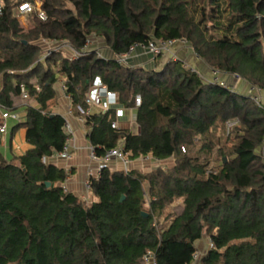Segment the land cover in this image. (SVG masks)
Instances as JSON below:
<instances>
[{
    "label": "trees",
    "instance_id": "trees-1",
    "mask_svg": "<svg viewBox=\"0 0 264 264\" xmlns=\"http://www.w3.org/2000/svg\"><path fill=\"white\" fill-rule=\"evenodd\" d=\"M13 7L2 1L0 105L12 109L23 83L37 106L25 105L17 125L31 148L0 156V264H145L148 253L155 264H190L203 235L212 246L195 264H264V105L208 82L178 58L159 68L120 64L94 49L40 59L56 40L80 52L94 36L118 55L150 39H183L211 70L264 92V0H42L46 18L30 13L28 30ZM95 76L125 108L140 96L138 133L112 128L114 109L84 117L96 155L121 144L129 159L174 158L176 167L103 166L89 178L88 201L48 161L66 134L63 116L46 108L61 79L76 114ZM230 119L239 124L233 142L215 150V164L211 129ZM174 197L181 211L164 216Z\"/></svg>",
    "mask_w": 264,
    "mask_h": 264
},
{
    "label": "built area",
    "instance_id": "built-area-1",
    "mask_svg": "<svg viewBox=\"0 0 264 264\" xmlns=\"http://www.w3.org/2000/svg\"><path fill=\"white\" fill-rule=\"evenodd\" d=\"M2 1L0 0V13L2 10ZM14 2V7L12 9V12L14 13L15 17L23 18L29 15L30 13H35L36 16L40 19H45L46 15L41 10L40 5L41 1L35 2V0L31 1H23V0H11ZM90 39L86 40L84 46L82 47L81 51L75 50L70 44H68L66 47H69L71 49L69 57L72 59H76L80 55H82L85 51L88 50ZM176 43H185L183 39H166V40H155L150 39L146 44L141 43H134L129 46L128 50L115 55L113 58L116 62L120 64H127L129 61V58L136 55V51H140L141 53L147 54L150 56L151 59H154L157 56H160L162 54L169 53L171 56L175 52L173 51L174 46ZM63 46H65L64 43H60L59 45H53L48 44V46L45 49V52L41 55L40 59H44L46 56L50 55L54 51L63 50ZM100 56V55H99ZM212 77L206 78V80L210 83L219 84L220 86L226 87L230 89L231 91H234L236 89H233L225 84L223 80H220L217 78L218 75H220L217 71L212 70L211 72ZM237 78H239L236 74H231ZM216 76V77H215ZM250 97L258 104V105H264L261 102V99H258L257 95H252L254 92H260L261 89H259L256 86L250 85ZM20 91L19 96L23 100H27L29 95L25 89V86L23 83L19 85ZM66 88L64 84V80H58L57 81V91L58 94L65 99H67V102L69 103L66 106V109L61 115L64 118L63 123V129L66 134V140L65 144L61 151L58 152V154L64 158V159H70L72 156V148L75 147L74 142L76 139V131L75 128L71 122V117H76V119L80 122H84V117L86 115H90L94 112H105L108 110H115V119L111 121L110 126L112 128H118V118L123 115L125 107L119 105L117 94L111 90L108 89L107 86H105L99 76H95L91 82L90 85L85 93L84 96V103L86 107L78 104L75 106L76 114L73 112V108L70 105V97L66 93ZM140 105V96L136 95L133 98V106L129 107L132 109H135ZM96 109V111H94ZM19 115L13 111L12 109L4 108L2 105H0V135L4 134L7 130V119H18ZM87 155L88 159L90 161H93L95 165L93 167H87L85 178L83 180V192L80 195L81 199H88L87 193L89 192V178L92 176L99 175L101 168L103 166H108L109 162L111 161H118L122 165V170L127 171L128 166L130 163V159L123 151L122 145L118 144L116 147L109 148L105 150V152L102 155H96L94 148L89 144L87 147ZM143 159H147L148 155L141 156ZM212 246L211 239H208L207 248ZM202 255V253L196 252L193 254V260L190 264H195L198 260V258ZM143 261L145 264H155L154 259L151 253H148L143 256Z\"/></svg>",
    "mask_w": 264,
    "mask_h": 264
},
{
    "label": "crops",
    "instance_id": "crops-1",
    "mask_svg": "<svg viewBox=\"0 0 264 264\" xmlns=\"http://www.w3.org/2000/svg\"><path fill=\"white\" fill-rule=\"evenodd\" d=\"M144 55L136 54L135 56L129 59V64L151 67L146 65ZM154 63L155 61L151 65H153ZM197 64L198 68L196 70L200 71L203 77L208 78L209 75H211L212 70L203 62H197ZM228 77L230 80V75H227V78ZM33 80L34 79H31V81ZM237 84H239V81ZM11 99L13 101L12 110L19 115V118L7 119V130L4 134L0 135V156L6 160H9L12 155H20L28 148H31V144H29L25 140L24 127H17V125L24 120L25 105L32 104L37 106L36 102H34L33 100H23L18 94H12ZM68 104L69 103L67 102V99L57 94L54 98L47 102L46 111L49 113L61 114L65 111L66 106ZM94 111H96V109H94ZM71 122L76 131V139L74 142L75 147L72 148L71 158L64 159L57 152L51 157H49L48 161L54 162L56 165L63 167L68 172L64 185L68 190L73 191L77 196L80 197L81 193L83 192V180L85 178L86 169L87 167H93L95 163L93 161H90L87 155L86 147L90 144L87 139L88 128L86 127L84 122L78 121L74 116L71 117ZM118 126L120 128H126L130 130L132 133H138L139 128L135 122V109H124L123 115L118 118ZM169 159L171 158L159 160L148 155L147 159H143L141 157L136 159H130L128 167L129 169H137L144 172L149 171L150 169L155 168L157 166H162L164 161ZM151 164H153L152 167ZM108 167L111 169H122V165L118 161L109 162ZM87 197L88 199L93 198L89 192L87 193ZM162 223H166V220H162ZM208 239L209 238L207 236L203 235L201 238L197 239L194 242V245L198 252L202 254L205 252V250L207 249Z\"/></svg>",
    "mask_w": 264,
    "mask_h": 264
},
{
    "label": "rangeland",
    "instance_id": "rangeland-1",
    "mask_svg": "<svg viewBox=\"0 0 264 264\" xmlns=\"http://www.w3.org/2000/svg\"><path fill=\"white\" fill-rule=\"evenodd\" d=\"M37 1L40 2L42 0H35V2H37ZM17 21L19 23V26L22 27L24 30H28L30 27H32V22L30 21V19H28V17L18 18ZM90 40L91 41L89 43L88 50L89 49H94L98 56L99 55L100 56H105V57H114L115 56L114 54H112L108 50V48L105 46V44L101 40V38H97V37L91 36ZM46 43H48V44L50 43V44H53V45H59L60 43H64L65 46H63V48H62L63 50L62 51L64 52V54L70 55L71 49L69 47H66L69 44L67 41L56 40V41H49V42H46ZM173 51L175 53L172 54V56L169 53H167V54H162L160 56H157L154 59H151L149 55H147V54L144 55V53H141L140 51H136V54L144 55V58H145L147 66H151L152 67V66H156L157 65L156 66L157 68H159L160 65H162L163 63H165L166 61H168L171 58L181 59L183 62H185L186 67H189V68L194 69V70H196L198 68L197 62H199V63L203 62L194 53L193 48L186 41H185V43H180V44L176 43V45L173 48ZM133 55H132V57H133ZM154 61H155V63L153 65H151ZM192 63H193V65H192ZM127 64H129V61H128ZM206 66H208V65H206ZM227 75L220 74V75L217 76V78L220 79V80H223L227 86H229V87H231L233 89H237V91H239L240 93H244V94L250 95V91H251L250 88L251 87H250V85L248 83H245L243 80H241V79H239V78H237V77H235V76H233L231 74H230L231 79L229 80V77L227 78ZM209 77H212V74L209 75ZM204 78H206V77H204ZM238 81H239V84H237ZM252 95H257L258 99H261V102L264 104V92L262 90L260 92H258V93L254 92V93H252ZM238 124L239 123H238L237 119H230V120H227L224 123H218L217 126H215V127H213L211 129V131H212V139H213V142H214V145H213L214 153L212 155V159L214 160L213 163L218 164V161H217L218 155H217L215 150L218 147H222V146L228 147L233 142L234 130L238 126ZM21 128H23V127H21ZM152 166H153V164H151V167ZM162 166L163 167H173V166L176 167L175 159L171 158L169 160L164 161ZM128 169H129V167H128ZM167 182L170 183L171 185H174V181L173 180H170V181L168 180ZM87 200L90 201L91 199H87ZM180 211H181L180 198L179 197H174L173 203L171 204V206H169L165 210L164 216L165 215L167 216V214H171V213H174V214L175 213H179Z\"/></svg>",
    "mask_w": 264,
    "mask_h": 264
},
{
    "label": "water",
    "instance_id": "water-1",
    "mask_svg": "<svg viewBox=\"0 0 264 264\" xmlns=\"http://www.w3.org/2000/svg\"><path fill=\"white\" fill-rule=\"evenodd\" d=\"M46 184H47V185H49V183H48V182H47ZM122 198H123V197H122ZM142 214H143V215H145L146 213H145V212H142Z\"/></svg>",
    "mask_w": 264,
    "mask_h": 264
}]
</instances>
